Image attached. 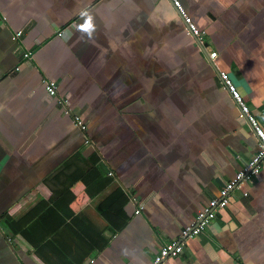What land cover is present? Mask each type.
Here are the masks:
<instances>
[{
  "label": "crops",
  "instance_id": "obj_1",
  "mask_svg": "<svg viewBox=\"0 0 264 264\" xmlns=\"http://www.w3.org/2000/svg\"><path fill=\"white\" fill-rule=\"evenodd\" d=\"M179 1L206 49L171 0H0V264H153L257 154L217 69L264 129V0ZM185 245L264 264V162Z\"/></svg>",
  "mask_w": 264,
  "mask_h": 264
},
{
  "label": "built area",
  "instance_id": "obj_2",
  "mask_svg": "<svg viewBox=\"0 0 264 264\" xmlns=\"http://www.w3.org/2000/svg\"><path fill=\"white\" fill-rule=\"evenodd\" d=\"M171 1L178 12L181 14V16H183V18L185 19V22L188 25V33L197 39L203 50L206 49V33L204 31H200L197 26L192 23L191 19L188 17L179 0ZM20 35L21 32H18L15 37L18 38ZM207 52L209 54V58L213 61L218 56L217 52L215 51L210 50ZM24 56L29 57L30 54L26 53ZM217 72L223 87L228 90V92L232 96V99L238 106L241 117L247 120L256 137L258 138L259 150L257 154L252 158L247 168L237 173L234 179L226 184L225 189L223 190L222 197L211 200L210 203L198 214L196 221L183 230L181 239L172 240L161 247L159 254L153 261V264H165V262L170 258L180 257L185 251L186 240L196 238L204 233L210 226L212 221L217 217V213L227 207L228 197L230 193L245 180H249L252 177L258 175L260 173L261 164L262 162H264V129L262 128L259 120L251 112L250 107L244 100L243 94L233 83L229 74L219 69H217ZM45 88L50 97L58 98L60 106L63 108L64 113L66 115L73 116L75 124L80 129L85 130V125L83 124L80 117L78 115H74L72 112L70 97L68 95H59L58 85L56 81L51 79L45 80ZM136 213H140V211H136Z\"/></svg>",
  "mask_w": 264,
  "mask_h": 264
},
{
  "label": "trees",
  "instance_id": "obj_3",
  "mask_svg": "<svg viewBox=\"0 0 264 264\" xmlns=\"http://www.w3.org/2000/svg\"><path fill=\"white\" fill-rule=\"evenodd\" d=\"M197 40V39H196ZM205 40H206V38H205ZM206 46V45H205Z\"/></svg>",
  "mask_w": 264,
  "mask_h": 264
},
{
  "label": "snow or ice",
  "instance_id": "obj_4",
  "mask_svg": "<svg viewBox=\"0 0 264 264\" xmlns=\"http://www.w3.org/2000/svg\"><path fill=\"white\" fill-rule=\"evenodd\" d=\"M85 27H87V25Z\"/></svg>",
  "mask_w": 264,
  "mask_h": 264
}]
</instances>
